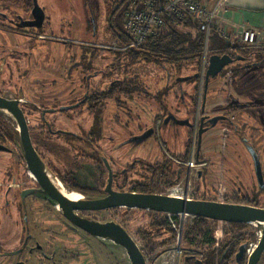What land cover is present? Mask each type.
Wrapping results in <instances>:
<instances>
[{
  "label": "flooded vegetation",
  "instance_id": "af4514ba",
  "mask_svg": "<svg viewBox=\"0 0 264 264\" xmlns=\"http://www.w3.org/2000/svg\"><path fill=\"white\" fill-rule=\"evenodd\" d=\"M130 1L0 0V98L17 103L42 163L28 164L18 122L0 109V264L80 263L85 236H93L66 219L51 194L172 197L173 188L183 187L185 201L264 210V48L221 39L229 46L209 49L208 65L213 55L231 63L206 81L203 53L181 68L130 47L123 20ZM185 68L190 73L182 75ZM203 151L219 153L221 167L230 170L231 190L218 193L220 201L206 198L211 161ZM192 159L201 163L197 170L185 166ZM117 209L153 212L120 207L74 214L105 223L111 217L99 214ZM153 213L226 227L219 235L208 227L197 244L194 236L183 264H247L263 237L253 223ZM256 264H264V248Z\"/></svg>",
  "mask_w": 264,
  "mask_h": 264
},
{
  "label": "water",
  "instance_id": "95a60500",
  "mask_svg": "<svg viewBox=\"0 0 264 264\" xmlns=\"http://www.w3.org/2000/svg\"><path fill=\"white\" fill-rule=\"evenodd\" d=\"M231 63L228 56L213 55L209 58V65L206 72V81L213 78L221 70ZM188 78H180V82L187 81ZM0 109H6L18 122L21 129L24 156L28 164L40 167L38 156L32 149L27 129L21 111L15 102H7L0 98ZM42 182H46L40 175ZM54 201L58 203L63 216L71 223L83 229L93 237L109 241L117 247L122 248L130 264H146V260L133 238L127 231L114 221L99 223L86 218L77 217L75 210L79 211H99L109 208H137L166 214H187L195 217L211 219L229 223H253L262 226V240L255 252L248 259L247 264H256L260 252L264 248V210L254 207L232 205L208 201H185L177 198L161 195H133V194H113L111 197L102 200H78L71 201L61 195L51 194ZM243 251V248L240 249ZM240 252V253H241Z\"/></svg>",
  "mask_w": 264,
  "mask_h": 264
},
{
  "label": "rangeland",
  "instance_id": "374dc122",
  "mask_svg": "<svg viewBox=\"0 0 264 264\" xmlns=\"http://www.w3.org/2000/svg\"><path fill=\"white\" fill-rule=\"evenodd\" d=\"M134 1L136 0H131L129 2L128 10ZM125 17L126 16L123 17V20H125ZM186 23L187 22L185 20L181 23H174L171 26L179 33H191L193 36H195L197 34V28L195 25L192 23L194 28L186 27ZM162 32L164 35L168 34L169 27H166L165 30H162ZM37 47L39 49H44L45 47H50V45L37 44ZM261 68H264V65ZM146 70H144V72H146V74L148 72V77H151V68H146ZM188 73H190V69H181L182 75ZM5 94L7 95L8 93L6 92ZM6 118L8 119V117ZM205 153L211 161V168L206 172L210 183V186H208L209 194L206 198L209 201H220L218 193L227 194L231 190L229 188L231 173L229 168L221 167V155L219 153ZM226 155L227 156L225 157L229 160L233 158L231 152H226ZM246 159L249 160L248 157ZM199 188L201 189L200 193H202V183H200ZM200 193L196 192L195 196L200 197ZM98 217L101 219H107L111 217L112 221L122 224L124 229L127 230L130 236L134 239L138 247L143 250L146 259L148 260V264H183L182 255H189L190 253H193L194 246L193 243L190 244L189 240H192L195 236L196 239L194 244L201 242L200 238L197 236L198 232H196L193 236H187V231L189 228L197 227L198 229L201 226L200 223H198V220H194L188 216L183 218L179 216L174 217L171 215H161L148 211H126L125 209H117L109 213H101ZM163 221L168 224V230L166 227H162L160 225V223ZM204 227L207 229L210 227L215 235L216 233L219 235L222 230L224 231L226 229V227L222 226L221 224H215L211 222H207L205 225L203 224L202 228ZM255 232L256 234L259 233L258 230ZM256 238L257 236H255V239ZM83 246L84 247L81 248L82 251L79 257V264H94V260H97L99 264H107V261L113 262L110 264H130L125 251L122 248L115 246L111 242H97L93 237L85 236ZM92 247L95 248V251L92 250ZM102 255L106 257L109 255V258L114 259L109 261V259L107 260L106 258L102 257Z\"/></svg>",
  "mask_w": 264,
  "mask_h": 264
},
{
  "label": "built area",
  "instance_id": "2783aa9c",
  "mask_svg": "<svg viewBox=\"0 0 264 264\" xmlns=\"http://www.w3.org/2000/svg\"><path fill=\"white\" fill-rule=\"evenodd\" d=\"M212 5L206 6L208 2ZM223 0H136L129 8L125 17V29L131 37L130 47L138 48L150 40L163 35L162 30L174 23L186 20L195 25L203 35V59L201 74L208 66L210 37L215 32L220 39L232 41L245 49L262 48L260 35L262 29L241 27L229 33L220 27L221 3ZM264 31V28H263ZM187 169L197 170L201 163L193 159L186 163ZM180 190L183 199L187 200L183 187H175L170 193ZM177 198V197H176ZM180 199V198H179ZM179 217H182L179 215ZM177 244V243H176ZM146 264L148 262L146 261Z\"/></svg>",
  "mask_w": 264,
  "mask_h": 264
},
{
  "label": "trees",
  "instance_id": "16d2710c",
  "mask_svg": "<svg viewBox=\"0 0 264 264\" xmlns=\"http://www.w3.org/2000/svg\"><path fill=\"white\" fill-rule=\"evenodd\" d=\"M154 1L157 3L159 2V0ZM186 27L194 28L190 21H187ZM123 41L127 43L128 37H124ZM228 46V42L222 41L215 32L212 33L209 49H223ZM140 49L148 55L150 60L159 57L165 64L179 65L182 67L184 61L194 57H201L203 52V35L198 30L195 36L191 33H179L172 26H169L168 34H163L150 40L148 43L141 46ZM198 223H200L201 226L198 229L197 227L189 228L187 236H193L198 232V235L206 238L208 231L207 228H202L203 224L205 225L203 219H198ZM160 225L166 227L167 230L169 229L168 224L164 221L160 223ZM189 241L190 244L193 243L192 240Z\"/></svg>",
  "mask_w": 264,
  "mask_h": 264
},
{
  "label": "crops",
  "instance_id": "0c3cea01",
  "mask_svg": "<svg viewBox=\"0 0 264 264\" xmlns=\"http://www.w3.org/2000/svg\"><path fill=\"white\" fill-rule=\"evenodd\" d=\"M211 5V1L206 4ZM220 27L229 33L241 27L262 29L260 43L264 48V0H223Z\"/></svg>",
  "mask_w": 264,
  "mask_h": 264
},
{
  "label": "bare ground",
  "instance_id": "6f19581e",
  "mask_svg": "<svg viewBox=\"0 0 264 264\" xmlns=\"http://www.w3.org/2000/svg\"><path fill=\"white\" fill-rule=\"evenodd\" d=\"M8 116V115H7ZM170 196H172V197H177V198H180V199H183V195H182V193H181V191L180 190H176V191H174V192H172V193H170ZM71 201H78V200H80V199H70ZM173 249L175 250V248L173 247Z\"/></svg>",
  "mask_w": 264,
  "mask_h": 264
}]
</instances>
